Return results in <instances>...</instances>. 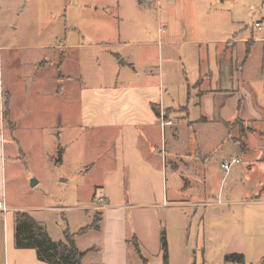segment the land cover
I'll return each mask as SVG.
<instances>
[{
	"label": "crops",
	"instance_id": "obj_1",
	"mask_svg": "<svg viewBox=\"0 0 264 264\" xmlns=\"http://www.w3.org/2000/svg\"><path fill=\"white\" fill-rule=\"evenodd\" d=\"M15 1L21 7L28 5L27 0ZM29 1L36 6L37 22L34 25L41 26V12L47 0ZM1 6L0 0V196L5 195L7 199L8 178L15 177L16 164L21 158L15 144L25 151L23 143L13 135L17 134L20 122H24L26 128L32 124L28 121L33 115L31 98L34 104L37 101L51 104L54 113L51 128L64 149L61 163L70 154L85 152L80 160L89 164L88 171L103 179L94 183L103 189L91 190L92 201L88 209L85 208L90 213H84V207L76 204L60 207L72 210L66 216L70 223L67 231L74 235L78 248L86 252L82 264H132L131 248L135 237L141 254L144 243L162 254L161 229L164 226L151 208L156 201L161 203L166 198L169 162L174 163L172 159L193 161V155L185 152L193 137L199 140L200 156L210 154L211 148H220L226 142L234 149L239 146L243 152V156L236 155L232 160L243 158L247 171L261 174L260 179L253 184L251 179H237L225 188L223 177L215 188H211L208 160L201 159L205 166L201 168V180L208 182L202 184V193L209 200L217 199L220 204L242 206L237 211L250 217V225L245 231L251 237L255 252L261 256L258 261L264 258V40L262 31L252 26L256 19L264 17L259 16L260 10L253 6L250 25L227 31L217 39L212 32V16L205 20L202 28L195 27L188 37L179 34L177 29L169 30L162 42L158 67L150 51L141 48L150 46L149 41H129L127 44L131 45V50L112 54L118 65L117 72L108 75L104 82L98 72L86 71L80 77L62 73L67 64L62 53L64 55L67 48L83 50L93 46L85 43L86 34L80 36L78 42L69 43L66 25L62 44L18 47L11 42L4 44L1 37L12 38L14 35L10 29L16 27L10 24V29L3 33ZM206 13L212 12L206 9ZM71 30L80 31L75 25ZM71 39L76 40L74 36ZM118 39L114 37L110 46L118 44L119 47L120 42H126L124 37ZM43 50H50L51 57L45 58L41 54ZM6 56L14 67L8 83ZM52 60L60 62L58 65L55 62V67ZM100 65L102 61L97 66ZM42 67L49 69V77L45 79L47 89H42V80L35 77ZM6 95L11 119L16 124L14 132L4 118ZM163 118L171 124L163 126ZM203 141L206 149L202 148ZM181 153L186 157L179 156ZM225 161L229 160L220 162ZM176 174L177 171L174 172L175 178L185 183ZM193 182L199 181L193 179ZM181 186L177 184L176 190ZM129 208L136 211L133 224L128 221ZM138 208L144 213L136 215ZM8 210L7 213L0 212V264H51L42 261L35 248L16 245V213H29L56 241L65 240V235L53 234L47 214L39 207L27 209L16 205L8 206ZM224 212L220 213V218ZM226 214L231 215L230 212ZM96 217L99 218L98 227H90ZM179 220L184 230L185 220L181 217ZM88 227L87 231L80 232ZM223 232H227L226 227ZM166 235L171 264L173 257L168 229ZM183 237V249L188 251L190 234L184 232ZM239 253L247 259L246 248L239 249ZM185 257L183 263L190 264L192 258L188 252ZM204 263L216 264L206 260Z\"/></svg>",
	"mask_w": 264,
	"mask_h": 264
},
{
	"label": "rangeland",
	"instance_id": "obj_2",
	"mask_svg": "<svg viewBox=\"0 0 264 264\" xmlns=\"http://www.w3.org/2000/svg\"><path fill=\"white\" fill-rule=\"evenodd\" d=\"M27 3V6L21 7L18 1L10 0L8 3L7 0H1L3 33H6L7 28L10 29V24L16 27L10 29L14 36L8 39L2 36L1 39H4L2 42L4 44L11 42L15 47L62 44L66 37L63 32L66 25L70 36L69 43L78 42V39L86 34L85 43L93 46L83 50L67 48L64 55L62 53V57L64 56L67 61L62 73L80 77V74L85 75L86 71L93 74L98 72L104 82L108 79V75L112 76L117 72L118 65L115 63V55L112 54L131 50V45L127 44L129 41H149L150 46L141 48H147L150 51L153 62L158 67L159 61L161 62L162 42L169 30L177 29L179 34L188 37L187 35L190 36L195 27L202 28L205 20L212 16L214 25L212 32L217 39L227 31L239 30L240 27L250 25L253 20L250 10L253 6L260 10L259 16L264 15V0H47L41 12V26H37V24L34 25V22H37L35 20L36 6L29 0ZM76 3L79 4L78 7ZM23 9L24 11L21 12ZM206 9H210L212 13L207 14ZM50 10L52 15L51 12L49 13ZM74 25L80 31H72L71 28ZM122 34L124 36H121ZM73 36L76 40L71 39ZM116 36L119 39L124 37L126 42H120L119 47H117L118 44L110 46ZM41 54L47 59L51 57L50 50H43ZM60 57L59 53V60ZM98 60L102 61V65L97 66ZM121 60L122 57L118 61ZM52 61L55 67L60 62ZM5 63V77L8 83L14 73V67L7 56ZM35 77L42 80L40 85L42 89L48 88V85H45V79L49 77V69L42 67ZM77 93L76 90V96ZM33 100L31 98L33 115L28 118L32 124L26 128L24 122H20L17 134L13 135L21 141V144L23 143L25 151H21L20 145L14 143L22 159L20 158L19 163L16 164L15 177L8 178L6 200L8 206L17 205L27 209L39 207L45 215L47 214L46 219L51 223L53 234L64 237L70 225L66 216H69L68 213L72 210H64L60 207L76 204L81 208L84 207L82 208L84 213H90L86 209L92 201L91 190L103 189L94 185L103 179L95 176L94 172L88 171L89 164L80 160L85 152H75L78 154H70L64 162H58V146H61V143L57 140L54 129L51 128L54 123L53 107L51 108V104L39 101L34 104ZM198 141V138L193 137L188 145L189 148L185 151L193 155L192 162L178 159H172L174 162L172 164L169 162L166 173L168 184H165L166 198L161 203L156 201L151 208L157 220L162 222L166 230L168 229L173 257L171 264H184L186 252L192 258L190 264H205V260L207 263L216 264H264V258L258 261L261 256L255 252L251 237L248 231H245L250 225V217L240 215V211H237L242 206L223 202L220 204L217 199L209 200L208 197H204L203 189H201L202 184L208 182L211 188H215V184L221 182L223 177H225L223 185L225 188L237 179H251L250 183L253 184L260 179L261 174L248 172L243 158L242 162L237 163L230 172H225L220 161L222 159L231 161L236 155L243 156L240 147L236 146L234 149L232 145L228 146L225 142L220 148L213 146L210 154L200 156ZM202 148L206 149L204 141ZM184 154L181 153L179 156L185 158ZM201 159L208 160L211 178L207 180L208 182L201 180V168L205 167ZM175 171L185 183L175 178ZM32 179L38 180V183L32 185ZM193 179L199 182H193ZM176 181L178 185H182L178 190H176ZM48 207H56V209ZM137 210L141 212L139 208ZM223 210L230 212L231 215L224 212L225 215L220 218ZM135 212V208H129L128 221L132 224ZM139 212L136 215L144 213V211ZM179 217L185 220L184 230ZM225 227L227 234L223 232ZM184 232L186 235L190 234L188 251L183 249ZM241 248H246L248 251V257L243 263L226 262L227 254L238 253ZM153 249L152 245L144 243L141 254L132 246L131 263L144 264L143 261H146L148 264H163L162 242V254H158Z\"/></svg>",
	"mask_w": 264,
	"mask_h": 264
},
{
	"label": "trees",
	"instance_id": "obj_3",
	"mask_svg": "<svg viewBox=\"0 0 264 264\" xmlns=\"http://www.w3.org/2000/svg\"><path fill=\"white\" fill-rule=\"evenodd\" d=\"M7 96V95H6ZM4 118L12 131L16 129L15 121L11 119V108L9 107V97H6L4 104ZM160 115L159 111L156 110ZM59 160L61 162L64 149L59 146ZM99 218L94 219V223L90 227H98ZM16 245L20 248H35L39 258L42 261L49 262L51 264H82V258L86 252L81 251L77 244L73 234L68 231L65 232V240L56 241L52 238L42 224L38 223L29 213L25 211H18L16 213ZM89 229H82L83 233ZM162 235V249L164 251V264H169V249H168V235H166L165 227L161 229ZM134 246L140 253L139 243L136 237L134 238ZM226 261L241 262L245 261L243 253H232L225 256Z\"/></svg>",
	"mask_w": 264,
	"mask_h": 264
},
{
	"label": "built area",
	"instance_id": "obj_4",
	"mask_svg": "<svg viewBox=\"0 0 264 264\" xmlns=\"http://www.w3.org/2000/svg\"><path fill=\"white\" fill-rule=\"evenodd\" d=\"M255 29L262 31V38L264 40V17L261 19H256L253 22L252 25ZM162 124L163 126L171 124L170 121L166 120L165 118L162 119ZM242 159L240 158H236L232 161H225L222 163V167L225 169V172H230L232 170V168L237 164V163H241ZM102 201V200H101ZM8 210V205H7V201H6V197L5 195H1L0 196V212H4L7 213Z\"/></svg>",
	"mask_w": 264,
	"mask_h": 264
},
{
	"label": "water",
	"instance_id": "obj_5",
	"mask_svg": "<svg viewBox=\"0 0 264 264\" xmlns=\"http://www.w3.org/2000/svg\"><path fill=\"white\" fill-rule=\"evenodd\" d=\"M33 181H32V185H35V184H37L38 183V180H36V179H32Z\"/></svg>",
	"mask_w": 264,
	"mask_h": 264
}]
</instances>
